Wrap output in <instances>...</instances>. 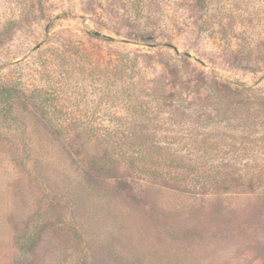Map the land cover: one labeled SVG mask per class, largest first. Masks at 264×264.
I'll use <instances>...</instances> for the list:
<instances>
[{"label": "rangeland", "instance_id": "rangeland-1", "mask_svg": "<svg viewBox=\"0 0 264 264\" xmlns=\"http://www.w3.org/2000/svg\"><path fill=\"white\" fill-rule=\"evenodd\" d=\"M0 84V264L34 234L28 264H264V0H0ZM142 127L239 181L187 193L81 133Z\"/></svg>", "mask_w": 264, "mask_h": 264}, {"label": "trees", "instance_id": "trees-1", "mask_svg": "<svg viewBox=\"0 0 264 264\" xmlns=\"http://www.w3.org/2000/svg\"><path fill=\"white\" fill-rule=\"evenodd\" d=\"M108 40L112 41L111 39ZM234 85L237 86L235 91H238L239 94L252 91L251 88L242 84L234 83ZM208 86L219 94L230 91L229 86L231 85L217 84L215 79L211 78ZM215 86L218 87L214 88ZM11 95L12 89L9 86L0 84V98L4 105L8 104ZM50 97L46 93H40V102L48 111H54L57 106ZM218 98L219 100L212 104L216 108L228 110L236 106L226 98ZM170 101L176 103L179 109L186 108L184 102L179 101V99L175 100L170 96H158L156 98V104L161 107H165L166 103ZM175 119L176 116L168 117L167 123L183 126L182 121ZM162 121L157 120V123H162ZM194 122L197 125H202L200 117L195 119ZM160 127H158L159 130ZM157 132L158 130L149 131L148 128L142 127L138 130L132 129L126 132L119 128H108L103 131L88 129L81 133L86 135L88 139L101 142L105 152L112 158L120 159L129 174L140 178L159 180L179 189L182 188L187 193L203 194L208 191L227 190L232 183L239 181L238 178L229 180L227 178H219L217 175L206 174L199 157H196V159L188 157L190 152H188L189 148L185 144H182V146L177 143L174 145L173 142L161 144L156 139ZM70 229H73L72 226L69 227ZM71 231L77 234L76 230ZM36 245L37 235L35 234L26 239H19L17 243L18 256L11 259L8 264H28L29 255L35 250ZM80 256L83 263L88 264L83 249H81Z\"/></svg>", "mask_w": 264, "mask_h": 264}, {"label": "water", "instance_id": "water-1", "mask_svg": "<svg viewBox=\"0 0 264 264\" xmlns=\"http://www.w3.org/2000/svg\"><path fill=\"white\" fill-rule=\"evenodd\" d=\"M91 33H92L93 35H96V36H101L98 32H95V31H91ZM172 49H173V51H174L176 54H179V53H180V51H179L176 47H172ZM182 54H183L184 56H186V57H190V54L187 53V52H182Z\"/></svg>", "mask_w": 264, "mask_h": 264}]
</instances>
